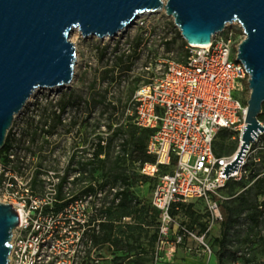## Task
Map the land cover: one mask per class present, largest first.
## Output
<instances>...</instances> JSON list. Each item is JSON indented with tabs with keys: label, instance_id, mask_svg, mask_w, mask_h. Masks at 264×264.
<instances>
[{
	"label": "built area",
	"instance_id": "built-area-1",
	"mask_svg": "<svg viewBox=\"0 0 264 264\" xmlns=\"http://www.w3.org/2000/svg\"><path fill=\"white\" fill-rule=\"evenodd\" d=\"M146 14L133 22L140 20L142 29L143 26L148 28L150 23L156 30L159 22L144 21ZM234 25L241 32L239 38ZM174 28L179 31L175 24ZM154 34L150 28L140 33L136 47H133L136 56L141 53L142 37L147 39ZM243 37L241 26L233 22L215 33L209 44H186L184 60H163V70L146 77L127 103L126 120L151 129L146 153L153 156L154 161L144 162L139 171L156 177L151 191V206L158 211V243L166 238L174 220L170 210L176 209L177 203L199 200L209 211L210 224L200 236L180 227L173 248L183 243L182 237L187 234L199 240L210 253L204 236L214 221L222 220L220 203L224 199L223 189L230 181L248 178L250 166L261 160L256 152L261 150L264 154V130L256 134L255 142L248 143L241 163L227 176L221 175L224 165L234 159L238 150L222 155L214 153V141L223 128L231 130L233 138L237 136L238 146L242 142L250 94L249 74L236 59V48ZM160 40L165 42L166 38ZM258 122L264 126V103ZM18 140L12 137L10 147L0 150V201L11 203L19 217L10 241L9 264H87L86 252L92 255L98 247L91 238L100 221L97 211L105 207L106 202L98 201L102 192L97 190L94 180L89 181L95 188L93 193L70 199L66 192L73 179L80 175V169L75 161L71 163V157L74 155L75 160H80L81 151L74 149L68 158L63 155L57 166L27 165L26 159L36 155L25 151ZM162 169L165 170L162 172ZM67 172L63 190L67 195L65 199L70 200L56 209V205L64 200L57 198L58 184ZM260 176H264V168L253 177V181ZM158 255L156 249L155 260ZM94 261L98 264L97 259Z\"/></svg>",
	"mask_w": 264,
	"mask_h": 264
},
{
	"label": "rangeland",
	"instance_id": "rangeland-1",
	"mask_svg": "<svg viewBox=\"0 0 264 264\" xmlns=\"http://www.w3.org/2000/svg\"><path fill=\"white\" fill-rule=\"evenodd\" d=\"M143 20L151 23L159 22L158 28L148 23L147 27L139 21L130 24L127 29L114 37L97 38L95 36L83 37L79 32L73 42L76 48V61L74 65L73 81L67 87L56 89H41L30 96L21 113L13 120V127L8 133L16 137L18 144L36 157L26 159L27 165L37 163L38 165L57 166L60 159L65 155L67 158L71 151L80 150L79 159L84 161L93 151V145L97 136L106 137L111 130L110 123L121 126L125 132L119 134L115 139L116 151H121L122 138L126 136L125 114L127 103L135 89L142 84L146 77L158 74L163 70V60L171 59L181 61L179 45L182 44L179 31L174 28L171 16L165 14L164 10L147 13ZM236 37H241L237 25L233 26ZM151 29L155 34L147 39L142 37L140 55L133 53L140 33L144 29ZM165 37L166 41L160 40ZM118 45V48H115ZM131 51H125L126 49ZM186 49V46H184ZM105 51L104 56L102 52ZM125 51V56L120 62L117 57ZM129 55L130 57H127ZM114 71L108 73V78L103 79V71L107 67H113ZM130 67H126V66ZM147 67V68H146ZM150 67V69H148ZM126 70H125V69ZM73 93L77 104L67 107L61 112V121L52 129L50 123L53 121V111L57 113V101L61 95L66 96ZM112 106L117 107L120 119H112ZM115 113V114H117ZM132 123V122H130ZM49 129V132H46ZM7 133V134H8ZM227 129L223 134L217 135L214 147L223 154L234 152L238 147V138ZM264 143V138L262 139ZM80 147V148H78ZM235 147V148H234ZM234 148V149H232ZM127 151L130 143L126 145ZM55 153V155H53ZM261 160L250 166L251 172L248 178L239 181H230L222 191L224 199L221 204L231 209V217L226 224L222 220L214 221L210 229L205 233L204 242L208 244L211 252L204 249L199 240L182 237L183 243L176 244L173 248L175 235L180 233V227L193 229L196 236H200L210 224V214L203 201H187L178 205L173 215L169 233L162 243L156 242L150 246L146 237L142 236L139 241L122 242L118 246L98 245L95 252L88 253L87 264H217V257L221 256L220 264H264V185H258L253 181L254 173L264 168V154L261 150L256 152ZM103 157V155H101ZM126 173L136 177L140 175L139 162H127L124 166ZM108 169L97 167L93 179L97 190H101L102 196L98 201L111 202L116 189L129 185L131 191L142 200L149 208L152 215L151 191L156 177H137L125 183L123 180L115 182L112 174H102ZM264 180V176H260ZM88 177L83 178L75 185L76 192L87 182L92 181ZM107 181L104 188L101 184ZM129 182V184H128ZM70 193V190H69ZM2 194L0 192V198ZM189 211H194L197 220L192 221ZM127 221L128 218H124ZM157 217L156 223L157 224ZM204 224L202 229L200 224ZM155 230V226L149 227V235ZM217 239L223 241V248ZM159 251L157 260L154 256L150 261L139 260L144 251ZM149 256V255H148ZM187 258V262L185 259ZM94 262H90V260Z\"/></svg>",
	"mask_w": 264,
	"mask_h": 264
},
{
	"label": "water",
	"instance_id": "water-1",
	"mask_svg": "<svg viewBox=\"0 0 264 264\" xmlns=\"http://www.w3.org/2000/svg\"><path fill=\"white\" fill-rule=\"evenodd\" d=\"M164 10L189 45H206L227 24L244 33L236 59L249 74L242 142L222 174L241 163L260 130L264 103V0H0V149L13 120L30 96L73 81L76 48L70 34L113 37L144 13ZM19 223L11 203L0 201V264H9L11 238Z\"/></svg>",
	"mask_w": 264,
	"mask_h": 264
},
{
	"label": "trees",
	"instance_id": "trees-1",
	"mask_svg": "<svg viewBox=\"0 0 264 264\" xmlns=\"http://www.w3.org/2000/svg\"><path fill=\"white\" fill-rule=\"evenodd\" d=\"M180 34V33H179ZM186 42L183 40L182 44L179 45L178 49L181 53L182 59L187 55V49L184 48ZM117 48V47H116ZM105 51L102 52V56H104ZM125 56V52L120 53L117 59L120 62H123L122 58ZM113 67H107L103 72V79L108 78V73L114 71ZM127 68L130 67L129 65L126 66ZM126 68V69H127ZM125 69V68H124ZM125 69V70H126ZM77 104V99L73 93H69L67 96L65 94L61 95L57 101L58 111H53V121L50 123V128H54L60 121H61V112H63L67 107L74 106ZM112 119H120L119 114L117 113V107L112 106ZM117 113V114H115ZM131 121H126V136L122 138L121 142V151H116L115 146V139L119 137V134L124 133L125 130L121 126H117L116 123L112 122L108 125V129L111 130L110 134L106 137H102L101 135L97 136V141L93 145V151L90 156L82 160H75V156L72 155L71 163L74 161L76 162L78 168L80 169V175L75 177L72 181L71 187L66 191L68 195L71 196L70 199H74L78 196L89 194L95 192V188L87 182L85 185L81 187L79 191L76 192L75 185L81 181L83 178L88 177L90 180L93 179L94 172L97 167H104L108 164V169L103 170L102 174H112V178L115 182L118 180H123L125 183L127 179L130 178H137V177H144L147 178L149 176L140 173L136 177L133 174L128 175L126 173V169L124 166L127 162H139V170L140 166L144 162H153L154 157L146 153V144L148 141V137L151 133V129L142 128L134 123H130ZM113 124H115L113 126ZM227 129L223 128L219 130L218 135L223 134ZM10 132V131H9ZM49 132V129L46 131ZM102 141L104 143H102ZM12 143V137L9 133L6 136L4 146L0 150L8 149ZM130 143V149L127 151L126 145ZM235 148V147H234ZM232 148V149H234ZM214 153L216 155H222L223 153L217 151L214 147ZM103 155V157H101ZM4 160L7 161V157H4ZM175 162V158L172 159V163ZM165 169H162V172ZM38 172L34 174V182L36 181ZM68 172L61 178L58 184V193L57 198L63 200L62 202L56 205V209H59L66 205L70 199H65L67 196L65 191L63 190V185L66 182ZM257 173H254V176ZM258 185L264 180L260 179V177L256 178ZM107 184V181H104L100 187L104 188ZM129 184V182H128ZM227 187V185H226ZM70 190V193H69ZM182 203H177L176 206L181 205ZM153 208V207H152ZM153 214L150 215L149 208L146 207L142 200L137 197L133 191H131L129 185H124L121 189H116L113 193V197L111 202L106 205L105 207H101L97 211V215L100 217V221L98 222V228L96 233H91L92 242L95 245H114L118 246L120 243L128 242L129 240L139 241V239L144 236L147 238L150 246H153L158 241V220L156 223V217L158 219V211L153 208ZM220 211L222 214V224H226L227 220L231 217V209L226 207L225 205L220 203ZM176 209L173 207L170 210L171 215H174ZM189 216L192 218V221L197 220V215L194 211H189ZM124 218H128L127 221H124ZM202 229L205 228L204 224H200ZM155 226V230L149 235V227ZM186 229H188L186 227ZM193 230V229H188ZM220 246L223 248L224 244L221 239H217ZM146 255L139 254V260L148 262L153 258L154 252L152 251H144ZM149 255V256H148ZM221 256L217 257V264L221 263Z\"/></svg>",
	"mask_w": 264,
	"mask_h": 264
},
{
	"label": "bare ground",
	"instance_id": "bare-ground-1",
	"mask_svg": "<svg viewBox=\"0 0 264 264\" xmlns=\"http://www.w3.org/2000/svg\"><path fill=\"white\" fill-rule=\"evenodd\" d=\"M78 34H79L78 30H77V29H74V30L71 32V34H70V40L74 42L75 39L77 38Z\"/></svg>",
	"mask_w": 264,
	"mask_h": 264
},
{
	"label": "crops",
	"instance_id": "crops-1",
	"mask_svg": "<svg viewBox=\"0 0 264 264\" xmlns=\"http://www.w3.org/2000/svg\"><path fill=\"white\" fill-rule=\"evenodd\" d=\"M185 262H187V258L185 259Z\"/></svg>",
	"mask_w": 264,
	"mask_h": 264
}]
</instances>
